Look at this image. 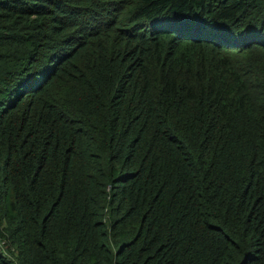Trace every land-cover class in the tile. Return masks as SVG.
Returning <instances> with one entry per match:
<instances>
[{"label":"trees","instance_id":"obj_1","mask_svg":"<svg viewBox=\"0 0 264 264\" xmlns=\"http://www.w3.org/2000/svg\"><path fill=\"white\" fill-rule=\"evenodd\" d=\"M0 264H264V0H0Z\"/></svg>","mask_w":264,"mask_h":264}]
</instances>
